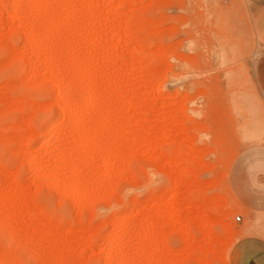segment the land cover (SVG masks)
I'll return each mask as SVG.
<instances>
[{
    "label": "rangeland",
    "instance_id": "374dc122",
    "mask_svg": "<svg viewBox=\"0 0 264 264\" xmlns=\"http://www.w3.org/2000/svg\"><path fill=\"white\" fill-rule=\"evenodd\" d=\"M13 1L0 0V256L21 251L8 264H236L241 240L264 239V0ZM177 155L196 171L185 188L221 202L211 255L184 247L203 208L170 198Z\"/></svg>",
    "mask_w": 264,
    "mask_h": 264
},
{
    "label": "bare ground",
    "instance_id": "6f19581e",
    "mask_svg": "<svg viewBox=\"0 0 264 264\" xmlns=\"http://www.w3.org/2000/svg\"><path fill=\"white\" fill-rule=\"evenodd\" d=\"M125 1V0H124ZM123 1V2H124ZM20 2H21V0H14L13 2H12V8H13V12L14 11H16L17 10V7L20 5ZM39 2V1H38ZM128 2V1H127ZM126 1H125V3H127ZM49 3V2H48ZM50 3H52V1H50ZM49 3V5H51ZM40 5V4H39ZM0 7H1V5H0ZM36 24V23H35ZM35 24L33 25L34 27H35ZM32 26V25H31ZM32 26V27H33ZM47 26V25H46ZM30 28V29H32L31 31H28V39L29 40H33V39H35V41L37 40L36 38H37V35L35 36V34L37 33H35V31H37V30H34V27L33 28ZM37 27H38V25H37ZM35 29H36V27H35ZM46 31V30H45ZM45 31H44V34H45ZM47 32V31H46ZM49 33V32H48ZM43 34V33H42ZM43 34V35H44ZM26 36V37H27ZM48 36H50V33H49V35ZM47 36V37H48ZM35 41H33V42H35ZM1 46V45H0ZM7 60V59H6ZM12 61V60H11ZM72 70V69H71ZM70 72V71H69ZM69 72H66V74L68 73L69 74ZM71 73H73V72H71ZM73 75H75V74H73ZM68 76V75H67ZM70 76H72V74L70 75ZM78 76V75H77ZM81 76V75H80ZM79 76V77H80ZM70 78V77H69ZM72 78H75V77H71V80H73V81H71L70 83H68L67 85H62V87L60 88V91H59V93H58V95L56 96L57 97V101H59V103L60 102H64V108H63V112L62 113H64L63 115H67V114H72V113H75L76 112V110H77V106H76V104L74 103L75 101H73V99H72V97L74 96L73 95V92L75 91L74 90V88L72 87L73 86V82L75 81V79H72ZM83 78V77H82ZM81 78V79H82ZM77 79H79V78H77ZM16 80V79H15ZM14 80V83L17 81H19V80H16L15 81ZM9 82L8 83H10L11 84V82L10 81H12V80H8ZM79 81V80H78ZM16 82V83H17ZM20 82V81H19ZM18 82V83H19ZM77 82V81H76ZM64 84V83H63ZM9 85V84H8ZM22 85V84H21ZM12 86V85H11ZM14 86H15V84H14ZM25 92V91H24ZM75 97V96H74ZM64 100V101H63ZM56 101V102H57ZM96 102H97V100L95 99V98H90V102L88 103V105H89V107H92V106H94L95 104H96ZM52 116V115H51ZM54 123V122H53ZM46 125H47V123H46ZM48 125H49V123H48ZM52 127H53V125H52ZM42 129V128H41ZM51 128H49L48 127V129H45L44 131H43V133L44 134H47L48 132H49V130H50ZM99 129V128H98ZM96 138V137H95ZM79 155V154H78ZM78 158V157H77ZM191 159H192V156H191ZM75 160H77V159H75ZM194 162V161H193ZM80 163V162H79ZM172 163V165H173V168H178L179 167V165H181V163H184V168L180 171V173L179 174H177V175H175V176H173L174 178H175V189H174V191H173V193L171 194V197L170 198H176L179 194H181L182 192L185 194V196H187V197H189V198H192V199H195V204L196 205H200V206H202V208H203V211H202V214L200 215V221L199 222H196V221H190L189 220V222L186 224V227H184V235L182 236V238L186 241V243L187 244H185V246L184 247H186V246H188V248H189V250H192V252H193V250H195V248H196V250H198V251H200L201 253H204V254H209L210 252H212L213 251V245H214V239H216V241L219 239L220 240V238L218 237V236H216V234H215V231L213 230V225L216 223V222H220L221 220L218 218V216H217V212L218 211H220V206H221V202H220V200L218 199V198H215L214 200L213 199H211V196L210 197H208V193H207V187H205V186H202V184L201 183H199L198 185H197V187L195 188V189H187V188H185V186H184V184L186 183V182H189V181H191V182H193L194 181V178L195 177H197V176H195L194 177V175H195V173H196V171H194V169H192L193 167V165H191L190 163H189V161H188V158H187V156H183V157H180V156H176L175 158H174V160L171 162ZM62 166H63V164H61ZM66 165V164H65ZM79 166V164L77 163V167ZM194 166H195V164H194ZM61 167V166H60ZM76 171H77V169H76ZM195 173H194V172ZM199 175V174H198ZM215 184V181H213V182H211L210 184L212 185V184ZM62 185V184H61ZM186 192V193H185ZM78 198V197H77ZM77 198H75V199H77ZM77 200H79V198L77 199ZM179 209H180V207L178 206V207H176V209H175V213H178V211H179ZM13 211V210H12ZM11 213V212H10ZM12 214V213H11ZM44 214V213H43ZM44 216V215H43ZM46 218V217H45ZM60 218V217H59ZM221 223H222V221H221ZM193 225H195L196 227H197V229L199 230L198 232H200L201 233V238H197L196 236H195V233H194V231H193ZM162 227V225L160 226V228H159V231H161V228ZM0 229H1V227H0ZM163 230V229H162ZM162 232V231H161ZM219 235V234H218ZM159 238H161V236H159L158 237V239ZM222 238V237H221ZM224 238V237H223ZM225 239H227L226 237H225ZM228 239H230V238H228ZM111 241H113L112 239H111ZM157 242H158V240H156ZM165 240H163V242H162V238L160 239V241L159 242H162V244L164 245V246H166V242H164ZM14 242V241H13ZM193 242H196L197 243V245H196V247L193 249ZM219 242H221V241H219ZM16 243V242H15ZM227 243V242H226ZM229 243V242H228ZM21 244V243H20ZM158 244V243H157ZM162 244H161V248H162ZM220 244V243H219ZM155 245H156V243H155ZM156 246H158V245H156ZM156 246H155V248L150 252V253H152V258L153 257H155V255H156V257H159L158 255H162V254H158V250H156L157 248H156ZM166 247H168V246H166ZM183 247V248H184ZM15 248V247H14ZM187 248V249H188ZM164 249V248H163ZM21 250V249H20ZM215 250V249H214ZM156 251H157V254H155L156 253ZM160 251V250H159ZM20 252L21 251H18V249L16 250V251H11V252H8V253H5V254H2L1 256H0V264H8V263H12V261L14 262V259H15V261L17 260V258H15V257H17L18 255H20ZM185 252L187 253V250H184V253H182V255H183V257H184V255L186 256V254H185ZM160 253V252H159ZM16 254V255H15ZM43 255V254H42ZM63 255H64V253H63ZM190 255H191V253H190ZM209 255H211V254H209ZM218 255H220V253L219 254H217V252H216V256L218 257ZM195 256V255H194ZM12 257V258H11ZM67 258H68V256H66ZM155 257V258H156ZM182 257V256H181ZM210 257V256H209ZM198 258H199V256H198ZM219 258V257H218ZM12 261H11V260ZM65 259L66 258H64L63 260H62V262H64L65 261ZM200 259V258H199ZM206 260H208V259H206ZM8 261V262H7ZM10 261V262H9ZM178 262H180L179 260H177ZM69 262V261H68ZM208 262H210L209 260H208ZM170 263V262H169ZM36 264V263H35ZM121 264H126L125 263V260H121ZM161 264V263H160ZM163 264H165V263H163Z\"/></svg>",
    "mask_w": 264,
    "mask_h": 264
},
{
    "label": "crops",
    "instance_id": "0c3cea01",
    "mask_svg": "<svg viewBox=\"0 0 264 264\" xmlns=\"http://www.w3.org/2000/svg\"><path fill=\"white\" fill-rule=\"evenodd\" d=\"M234 258L236 264H264V239L250 237L241 240L234 250Z\"/></svg>",
    "mask_w": 264,
    "mask_h": 264
},
{
    "label": "built area",
    "instance_id": "2783aa9c",
    "mask_svg": "<svg viewBox=\"0 0 264 264\" xmlns=\"http://www.w3.org/2000/svg\"><path fill=\"white\" fill-rule=\"evenodd\" d=\"M241 218H242L241 216H238V217H237L238 220H241Z\"/></svg>",
    "mask_w": 264,
    "mask_h": 264
}]
</instances>
